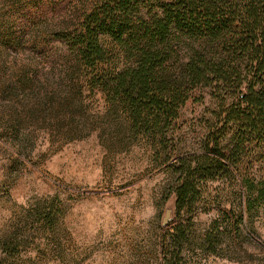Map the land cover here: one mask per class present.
I'll use <instances>...</instances> for the list:
<instances>
[{
  "label": "rangeland",
  "instance_id": "1",
  "mask_svg": "<svg viewBox=\"0 0 264 264\" xmlns=\"http://www.w3.org/2000/svg\"><path fill=\"white\" fill-rule=\"evenodd\" d=\"M91 1L0 0V264H163L177 224L181 264H264V143L198 180L176 212L178 161L226 132L228 152L233 132L216 93L199 88L167 126L135 124L111 92L114 76L135 68L134 48L100 36L105 60L89 68L51 39ZM172 3L151 0L135 23L151 27ZM191 43L179 41L177 66Z\"/></svg>",
  "mask_w": 264,
  "mask_h": 264
},
{
  "label": "trees",
  "instance_id": "2",
  "mask_svg": "<svg viewBox=\"0 0 264 264\" xmlns=\"http://www.w3.org/2000/svg\"><path fill=\"white\" fill-rule=\"evenodd\" d=\"M172 1L162 7L164 19L151 27L135 23L139 7L154 10L151 0L91 1L72 17L71 27L51 31V39L62 42L76 61L89 68L105 60L100 36L130 44L136 66L114 76L111 92L130 111L132 121L145 128L167 126L191 88L216 93L222 111L218 118L226 131L233 132L230 150L220 148L226 132L207 139L203 155L178 161L179 175L168 195L175 196L174 209L179 212L196 199L198 180L225 174L247 147L264 143V0ZM182 39L193 41L190 48L197 45L190 49L188 61L177 66L176 47ZM97 86L105 89V85L92 88ZM165 235L169 239L163 264H181L185 227L177 224ZM169 247L173 251L165 252Z\"/></svg>",
  "mask_w": 264,
  "mask_h": 264
},
{
  "label": "water",
  "instance_id": "3",
  "mask_svg": "<svg viewBox=\"0 0 264 264\" xmlns=\"http://www.w3.org/2000/svg\"><path fill=\"white\" fill-rule=\"evenodd\" d=\"M165 215L162 219V227H165L171 220V214H172V209L170 207H167L166 205V208H165Z\"/></svg>",
  "mask_w": 264,
  "mask_h": 264
}]
</instances>
